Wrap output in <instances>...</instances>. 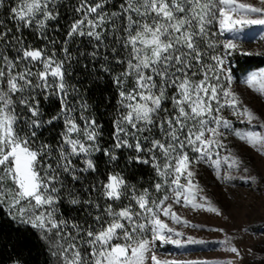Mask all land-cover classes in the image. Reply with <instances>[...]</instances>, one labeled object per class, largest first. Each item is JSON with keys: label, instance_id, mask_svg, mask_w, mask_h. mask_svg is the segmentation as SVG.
I'll list each match as a JSON object with an SVG mask.
<instances>
[{"label": "snow or ice", "instance_id": "snow-or-ice-1", "mask_svg": "<svg viewBox=\"0 0 264 264\" xmlns=\"http://www.w3.org/2000/svg\"><path fill=\"white\" fill-rule=\"evenodd\" d=\"M253 26L264 0H0V220L35 236L44 264H208L158 245L206 243L173 226L201 227L176 205L222 215L197 166L258 180L233 174L225 143L264 156L227 63ZM243 83L264 97V68Z\"/></svg>", "mask_w": 264, "mask_h": 264}, {"label": "rangeland", "instance_id": "rangeland-1", "mask_svg": "<svg viewBox=\"0 0 264 264\" xmlns=\"http://www.w3.org/2000/svg\"><path fill=\"white\" fill-rule=\"evenodd\" d=\"M248 2L255 3L256 0H248ZM225 38L228 37H223ZM238 43L239 49L236 52L240 56H255L263 62L252 65L240 77H236L232 72L233 90L239 94L244 105L264 120V97L252 92L243 83L248 72L264 68V29L259 26L244 29ZM243 53H251V55ZM231 56L227 58L230 68ZM224 115L235 121L229 111L226 110ZM235 127L242 128L244 125L235 123ZM225 143L233 154L243 161L241 170L233 174L237 177L256 176L257 182L245 183L238 178L228 183H221L215 178L212 169L204 165L197 166L195 181L204 189L203 195L220 208L222 215L194 211L191 207L184 208L181 205L174 206V210L183 219H187L191 224L201 225L200 228L184 227L182 224L173 225L184 232L183 238L192 236L206 243L189 244L179 248L174 245H158L161 257L181 261H207L208 264H226L228 260L233 261V264H264V156L234 136L229 135ZM245 167L248 169L247 173L243 171ZM168 222L171 224V221ZM212 229H223V231ZM226 238H231V243L239 249L241 257L224 250L225 245L220 241Z\"/></svg>", "mask_w": 264, "mask_h": 264}, {"label": "trees", "instance_id": "trees-1", "mask_svg": "<svg viewBox=\"0 0 264 264\" xmlns=\"http://www.w3.org/2000/svg\"><path fill=\"white\" fill-rule=\"evenodd\" d=\"M220 39H223L221 37ZM231 70L236 77H240L252 65H259L263 61L255 56H240L238 52L232 54ZM144 183V181H141ZM14 225L5 220H0V264H8V257L16 253L27 261V264H44V255L41 252L40 243L35 236L26 232L14 231Z\"/></svg>", "mask_w": 264, "mask_h": 264}]
</instances>
